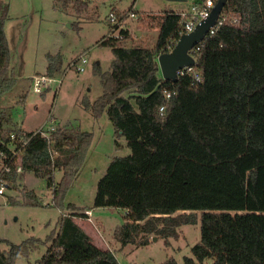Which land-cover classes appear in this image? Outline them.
Returning a JSON list of instances; mask_svg holds the SVG:
<instances>
[{"label":"trees","instance_id":"1","mask_svg":"<svg viewBox=\"0 0 264 264\" xmlns=\"http://www.w3.org/2000/svg\"><path fill=\"white\" fill-rule=\"evenodd\" d=\"M56 1L79 15L88 6V0ZM223 10L240 25H225L206 40L196 54L198 83L192 75L175 83L161 75L159 56L182 36L177 12L160 16L153 48L122 47L105 37L99 43L112 49L114 61L102 75L103 94L85 108L95 117L106 111L131 154L112 159L97 184L94 207L126 211L125 223L114 234L122 247H144L153 237L168 241L181 226L200 220V241L185 264L209 259L212 264H264V0H226ZM8 17L9 6L0 1V98L18 84L5 33ZM47 60L48 76L61 70L60 56ZM9 124L11 114L0 107V152L8 153L6 144L15 132ZM92 139L91 133L62 128L52 135L53 145L41 136L31 138L11 163L8 188L18 167L45 179L48 189L56 171H62L53 189V205L62 206ZM83 216L60 218L36 264H119L75 222ZM40 244L37 239L10 243L8 251L0 249V264H17ZM162 264L178 263L169 258Z\"/></svg>","mask_w":264,"mask_h":264},{"label":"rangeland","instance_id":"2","mask_svg":"<svg viewBox=\"0 0 264 264\" xmlns=\"http://www.w3.org/2000/svg\"><path fill=\"white\" fill-rule=\"evenodd\" d=\"M0 1L9 6L5 33L18 79L17 86L0 98V107L11 114L7 128L15 132L22 128L31 133L56 125L58 129H77L93 136L77 179L65 190L62 206L53 205V189L58 188L62 171H56L51 189L47 188L45 179L37 178L30 171L16 173L11 187L0 196V249L8 251L10 243L20 245L31 239L40 240L43 244L28 258L17 259V264H36L50 245L47 238L58 231L60 218L77 213L68 209L73 205L75 210L91 212V226L99 229L95 231L99 244L112 251L119 264H162L169 258L185 264L184 258L193 256L191 249L200 241V220L194 225L181 226L178 236L168 241L153 237L147 246L121 248L114 234L125 223L126 211L94 207L97 184L110 162L114 157L130 155L131 150L125 137L116 132L106 111L95 117L86 110L85 104L94 103L103 94L102 75L110 72L114 61L112 49L99 44L110 29L106 20L110 12L124 14L135 4L138 18L128 23L135 39L126 47L153 48L159 35L160 16L186 10L201 0L186 3L88 0L87 8L80 15L71 8H59L56 0ZM48 55L60 56L62 68L51 76L56 82L50 89L38 95L33 92L30 77L47 74ZM81 57L88 63L85 71L78 72L70 65ZM75 219L79 224L87 223L85 219ZM212 263L210 259L204 262Z\"/></svg>","mask_w":264,"mask_h":264},{"label":"built area","instance_id":"3","mask_svg":"<svg viewBox=\"0 0 264 264\" xmlns=\"http://www.w3.org/2000/svg\"><path fill=\"white\" fill-rule=\"evenodd\" d=\"M214 6V0H201L199 3L192 4L187 10L177 12L180 18V24H182L183 26L182 35L193 32L197 25H199L202 21L208 19ZM135 11V4H133L129 8L128 12L124 14H118L115 11L110 12L106 19L110 29L108 31V34L105 36V40L116 39L118 45L126 47L127 44L132 41V39H135V34H133L131 29L128 28V23L133 19L138 18L139 14ZM225 25L236 27L240 25V20L235 16H231L225 13L223 10L216 25L212 27L208 35L201 43H199L189 51V54L196 60V54L204 46L206 40ZM133 47L141 46L136 45ZM87 63V59L81 57L74 61L70 66L72 68H76L78 72H83L85 71V65ZM186 75H192L194 83H198L202 79L201 74L197 71L195 65L185 67L177 72L178 78L184 77ZM31 81L33 92L38 95H42L50 89V86L52 85V83L56 82V79L48 76L47 74H42L34 76ZM170 97L171 95L167 94V98L169 99ZM163 112L164 107L162 106L160 107V113L162 114ZM57 130L58 127L56 125H52L50 127L44 126L36 130L35 132H31V136L29 138H26L27 133H24L22 131H18L16 133L14 132L11 134L10 142L6 144V147H8V153H6L5 151L0 152V196H4L9 189V181L7 179V175L13 172L11 163L14 162L16 157L19 155L23 147L26 146L29 140L35 136H41L42 138L48 140L51 145H53L52 135ZM21 171L22 170L20 167L16 169V173ZM85 214L87 215V220L91 222V212L86 211Z\"/></svg>","mask_w":264,"mask_h":264},{"label":"water","instance_id":"4","mask_svg":"<svg viewBox=\"0 0 264 264\" xmlns=\"http://www.w3.org/2000/svg\"><path fill=\"white\" fill-rule=\"evenodd\" d=\"M168 1L186 3L188 0ZM225 2L226 0H218L208 19L197 25L193 32L182 35L170 52L159 56L158 63L164 80L175 83L178 80L177 72L179 70L196 64V60L189 54V51L201 43L212 27L216 25L223 12Z\"/></svg>","mask_w":264,"mask_h":264},{"label":"crops","instance_id":"5","mask_svg":"<svg viewBox=\"0 0 264 264\" xmlns=\"http://www.w3.org/2000/svg\"><path fill=\"white\" fill-rule=\"evenodd\" d=\"M188 8H189V7H188ZM188 8H187V9H188ZM187 9H186V10H187ZM180 11H183V10H179V11H177V12H180ZM47 67H48V65H47ZM47 67H46V71H47ZM34 76H36V75H34ZM34 76H33V77H34ZM33 77H30V80H32ZM21 131L24 132L22 128H21ZM24 133H26V132H24ZM27 133H29V132H27ZM74 211H76L77 213H80V214H83V213H84L82 210H74ZM85 212H86V211H85ZM78 218H81V219H85V220H87V217H85V216H83V217H78ZM74 220H75V222L79 225V227H81V228L87 233V235L91 238L92 243H93L95 246H97L98 248H101V249L107 250V249L103 248V246H102L101 243L99 244V240H97V238L99 239V237H97V235L95 234V231H96V230H99V229L94 230V228L91 226L92 222H89V221L87 220V223L84 222L83 224H79V222H78L76 219H74ZM99 233H100V232H99ZM98 235H99V234H98ZM116 242H117V241H116ZM103 245H105L104 242H103ZM120 246H121V245H120ZM121 248H122V246H121Z\"/></svg>","mask_w":264,"mask_h":264}]
</instances>
